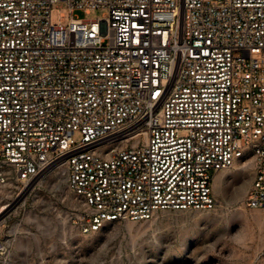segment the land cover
I'll use <instances>...</instances> for the list:
<instances>
[{
	"label": "built area",
	"instance_id": "built-area-1",
	"mask_svg": "<svg viewBox=\"0 0 264 264\" xmlns=\"http://www.w3.org/2000/svg\"><path fill=\"white\" fill-rule=\"evenodd\" d=\"M238 164L264 209V0H0V185L64 166L90 234L213 210Z\"/></svg>",
	"mask_w": 264,
	"mask_h": 264
},
{
	"label": "rangeland",
	"instance_id": "rangeland-1",
	"mask_svg": "<svg viewBox=\"0 0 264 264\" xmlns=\"http://www.w3.org/2000/svg\"><path fill=\"white\" fill-rule=\"evenodd\" d=\"M54 8L55 21L58 9L70 19L66 2ZM75 12L93 20L108 14ZM252 173L249 164L221 171L213 210H165L82 234L75 223L81 200L64 166L49 167L29 183L0 185V264H264V209L244 203Z\"/></svg>",
	"mask_w": 264,
	"mask_h": 264
},
{
	"label": "bare ground",
	"instance_id": "bare-ground-1",
	"mask_svg": "<svg viewBox=\"0 0 264 264\" xmlns=\"http://www.w3.org/2000/svg\"><path fill=\"white\" fill-rule=\"evenodd\" d=\"M246 165H248V164H242V165H241V164H238L236 168H242V167H244V166H246ZM238 166H240V167H238ZM222 181H223V178L219 177V178L216 180V186L221 185V184H222Z\"/></svg>",
	"mask_w": 264,
	"mask_h": 264
},
{
	"label": "crops",
	"instance_id": "crops-1",
	"mask_svg": "<svg viewBox=\"0 0 264 264\" xmlns=\"http://www.w3.org/2000/svg\"><path fill=\"white\" fill-rule=\"evenodd\" d=\"M217 177H221L222 178V176H217Z\"/></svg>",
	"mask_w": 264,
	"mask_h": 264
}]
</instances>
